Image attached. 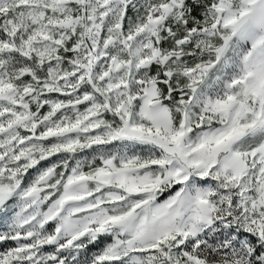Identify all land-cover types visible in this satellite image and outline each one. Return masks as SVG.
I'll list each match as a JSON object with an SVG mask.
<instances>
[{
  "label": "snow or ice",
  "instance_id": "1",
  "mask_svg": "<svg viewBox=\"0 0 264 264\" xmlns=\"http://www.w3.org/2000/svg\"><path fill=\"white\" fill-rule=\"evenodd\" d=\"M0 264H264V0H0Z\"/></svg>",
  "mask_w": 264,
  "mask_h": 264
}]
</instances>
